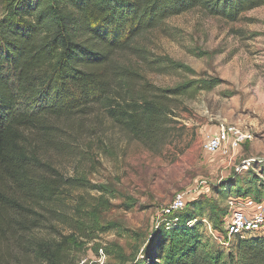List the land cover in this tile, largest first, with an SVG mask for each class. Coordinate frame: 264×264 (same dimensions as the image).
Listing matches in <instances>:
<instances>
[{"label":"trees","instance_id":"1","mask_svg":"<svg viewBox=\"0 0 264 264\" xmlns=\"http://www.w3.org/2000/svg\"><path fill=\"white\" fill-rule=\"evenodd\" d=\"M263 3L0 0V264L10 260L20 264L23 252L38 264H69V250L76 241L73 233L56 239L36 236L34 231L44 229L49 219L66 217L60 207L71 189L90 187L100 196L108 192L104 186L88 185L84 176H65L45 157L51 149L63 150L70 117L81 118L100 107L146 148L163 136L162 127L173 115L169 98L192 85L164 89L151 83L145 70L127 59L128 53L140 59L146 70L159 73L186 66L167 56L149 58L146 50L130 45L135 37L194 7L233 20L239 11ZM216 84L200 80L195 89ZM237 187L240 194L249 192L247 186ZM254 192L263 198L258 189ZM100 196L88 205L84 214L90 221L85 226L78 218L85 204L78 197L73 201L70 219L79 231L109 229L98 226L94 217L105 203ZM203 205L193 200L165 216L142 240L140 254L130 264H264L263 236H238L225 254L205 240L200 232ZM209 207L207 218L220 229L224 212L213 204ZM110 253L105 248V254ZM114 253L124 262L121 246Z\"/></svg>","mask_w":264,"mask_h":264},{"label":"rangeland","instance_id":"2","mask_svg":"<svg viewBox=\"0 0 264 264\" xmlns=\"http://www.w3.org/2000/svg\"><path fill=\"white\" fill-rule=\"evenodd\" d=\"M130 45L146 50L149 58L167 56L186 66L159 73L146 70L140 59L128 53L127 59L144 69L151 83L164 89L183 83L192 87L169 98L173 115L150 149L117 126L100 107L84 117H70L66 140L61 141L65 142L63 150L51 149L45 157L65 176L81 175L88 185L108 189L94 217L98 226L109 229L91 233L75 228L70 219L75 198L85 204L78 217L85 226L90 220L84 213L100 194L90 187L74 188L60 207L66 217L49 219L35 235L58 239L73 233L76 241L69 250V264H130L140 254L142 240L173 213L166 215L163 208L186 192L184 206L193 200L204 204L203 238L224 253L236 244V238L227 234L224 225L213 228L207 218L209 205L224 212L225 223L241 198L249 197L255 206L264 203V196L261 199L254 192L256 188L264 194V3L239 11L233 20L194 7L163 19ZM200 80L217 84L207 90L195 89ZM222 125L249 138L232 154L222 150L205 153V137L216 136ZM237 184L247 186L249 192L240 194ZM89 235L93 238L85 237ZM254 236L264 237V230L243 237ZM118 246L124 262L114 253ZM105 248L111 251L109 255ZM25 254L20 264H38Z\"/></svg>","mask_w":264,"mask_h":264},{"label":"built area","instance_id":"3","mask_svg":"<svg viewBox=\"0 0 264 264\" xmlns=\"http://www.w3.org/2000/svg\"><path fill=\"white\" fill-rule=\"evenodd\" d=\"M247 138L249 137H245L238 129L222 125L216 136L207 135L205 137L203 149L207 154H212L218 150L232 154L243 140ZM185 200L186 192H180L177 195V199L172 204L170 203L164 207L162 212L167 215L182 209L185 205ZM241 201L243 206L240 204L233 208L228 220L224 223V230L234 238L264 230V208H262L264 203L261 201L258 206H255L249 197L241 198ZM224 243L229 244L227 241H224Z\"/></svg>","mask_w":264,"mask_h":264}]
</instances>
